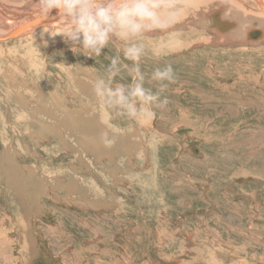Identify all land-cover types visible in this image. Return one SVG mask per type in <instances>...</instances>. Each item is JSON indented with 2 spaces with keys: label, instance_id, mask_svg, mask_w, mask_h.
<instances>
[{
  "label": "rangeland",
  "instance_id": "rangeland-1",
  "mask_svg": "<svg viewBox=\"0 0 264 264\" xmlns=\"http://www.w3.org/2000/svg\"><path fill=\"white\" fill-rule=\"evenodd\" d=\"M39 31L0 42V264H264V44L147 38L145 86L175 82L136 121L93 92L122 45L88 58Z\"/></svg>",
  "mask_w": 264,
  "mask_h": 264
},
{
  "label": "clouds",
  "instance_id": "clouds-1",
  "mask_svg": "<svg viewBox=\"0 0 264 264\" xmlns=\"http://www.w3.org/2000/svg\"><path fill=\"white\" fill-rule=\"evenodd\" d=\"M36 5L38 18L34 23H43L55 11L59 35L75 54L94 58L109 45L123 46V59L112 57L105 74L93 82L95 97L112 118L142 121L152 118L154 109H166L169 101L161 99V93L175 82L171 65L152 71L147 83L156 85L153 91L145 86L141 61L147 38L171 36L179 24L184 11L179 0H36ZM125 71L134 80L116 83ZM99 139L105 146L115 143L107 129Z\"/></svg>",
  "mask_w": 264,
  "mask_h": 264
},
{
  "label": "bare ground",
  "instance_id": "bare-ground-1",
  "mask_svg": "<svg viewBox=\"0 0 264 264\" xmlns=\"http://www.w3.org/2000/svg\"><path fill=\"white\" fill-rule=\"evenodd\" d=\"M4 1L10 3L15 10L10 11V6L7 8L0 7V42L17 39L24 35L29 36L38 30L40 31L37 33V37L42 38L49 33L54 34L55 30L60 27L55 11H53L48 20L38 25L34 23L38 18L36 15L37 5L35 3L32 4L31 0H29L30 6H27L26 3L22 4L23 1L20 0ZM179 2L182 4L184 11L179 24L173 31L179 33L175 34L176 38L173 36L164 40L162 45L165 48L169 47L168 49L173 51L181 48L178 41L183 39L182 35L189 37V35L196 34L201 37L200 42L197 40L200 43L198 45L211 44L210 46H214L222 43L231 47L240 46L241 50H248L250 48L248 46L258 50L259 46L264 44V0H179ZM16 10L20 11V13ZM10 14L17 15L18 18L14 20V17ZM186 16L191 17L186 18ZM219 18L221 21H219ZM12 19L13 21H11ZM21 24H28L30 27L22 29L18 26ZM5 30L9 33L6 32L7 34L2 36ZM10 30L17 31L13 33ZM166 41L167 43H165ZM256 41L257 43H255ZM183 44L186 43L184 42ZM192 44L195 45V42H192ZM244 46L245 48H243ZM120 48L122 46L118 49Z\"/></svg>",
  "mask_w": 264,
  "mask_h": 264
},
{
  "label": "water",
  "instance_id": "water-1",
  "mask_svg": "<svg viewBox=\"0 0 264 264\" xmlns=\"http://www.w3.org/2000/svg\"><path fill=\"white\" fill-rule=\"evenodd\" d=\"M14 32V31H13Z\"/></svg>",
  "mask_w": 264,
  "mask_h": 264
}]
</instances>
